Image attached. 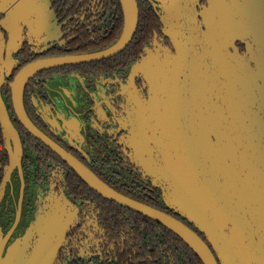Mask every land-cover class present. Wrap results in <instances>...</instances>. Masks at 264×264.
I'll list each match as a JSON object with an SVG mask.
<instances>
[{
	"label": "water",
	"instance_id": "water-1",
	"mask_svg": "<svg viewBox=\"0 0 264 264\" xmlns=\"http://www.w3.org/2000/svg\"><path fill=\"white\" fill-rule=\"evenodd\" d=\"M28 1L27 9L32 0ZM207 1L209 6L200 13L196 6L190 8L191 0L172 3L167 10L173 24L165 35L176 54L169 49H146L147 56L132 66L122 86L137 88L138 77L150 84L153 96L140 103L138 111L136 135L142 139L137 143L138 158L156 184L168 185L163 188L166 204L203 238L176 217L110 186L38 127L25 107L26 87L36 75L122 53L137 32L138 1L120 0L124 26L110 47L32 61L9 82L7 78L18 68L13 54L21 46L27 9L23 1L0 0V16L6 15L0 21V125L9 157L0 185V206L7 187L13 186L15 172L20 179L14 222L7 233L0 225V264H53L74 209L63 198L52 202L28 242H14L7 248L22 219L26 179L24 147L2 95L4 85L11 89L14 113L23 127L103 198L163 225L203 264H264V0ZM41 17L40 26L47 25V15ZM199 19L205 30L198 26ZM4 32L10 35L8 44ZM43 32H48L47 26ZM237 43L245 46L244 55ZM53 92L45 104L49 107L43 110L48 124L82 150L86 147L82 141L103 135L98 127L107 123L112 112L102 101L108 88L69 81ZM37 235L39 242L33 247Z\"/></svg>",
	"mask_w": 264,
	"mask_h": 264
},
{
	"label": "flooded vegetation",
	"instance_id": "flooded-vegetation-1",
	"mask_svg": "<svg viewBox=\"0 0 264 264\" xmlns=\"http://www.w3.org/2000/svg\"><path fill=\"white\" fill-rule=\"evenodd\" d=\"M17 1H23L27 9L25 4L29 5L28 0L25 3V0ZM137 1L139 23L142 11L146 21L147 37L134 61L126 69L116 70L111 75L53 69L36 75L30 81L34 88L31 104L35 119L41 127L35 124L93 169L97 175L106 177L119 192L127 193L139 201L151 202L158 207L155 208L189 226L191 223L185 217L166 204L163 188H167L168 185L164 182L156 184L155 178L138 158L137 143L142 140L136 135L138 111L141 109L140 103L150 101L153 96L150 84L142 77H138L137 88L122 87L126 85L132 66L147 56L146 49L151 51L169 49L176 54L175 45L165 35L173 24L167 9L171 8L176 0ZM191 1L190 8L196 6L198 13L209 6L207 0ZM25 14L26 18H23L27 23H21L24 27L21 46L13 54L14 59L18 60V68L8 78L16 75L26 64L38 59L96 52L108 48L121 36L108 45L115 37L116 30H120L121 27L123 30L124 26L120 0H32ZM41 14L47 15V25L40 26ZM5 18L6 15H1L0 21ZM202 24V19H199L198 26L205 30ZM46 26L48 32L44 33ZM4 35L8 44L10 35L5 32ZM237 47L240 54L246 53L244 45L237 43ZM69 81L75 83L83 81L88 87H106L110 91L102 100L112 111L109 113L110 119L107 123L98 127L103 135L95 136L93 140L82 141L83 146H86L84 150L72 139L58 132L55 126L48 124L43 112L49 107L45 105L49 101L48 94L55 95L53 91H57L61 83ZM29 157L33 159L25 163V167L31 166L34 170L35 165L38 172L34 174L32 184L26 183L22 219L7 248L14 242L22 244L28 242V235L40 224L41 217L47 211L46 206L52 202L55 204L63 198L74 206L71 210L73 218L53 264H199L198 259L183 248L179 241L180 237L177 240L173 234L165 233L151 222L134 217L124 209L110 208V204L103 200L89 198L81 193L74 195L68 184L71 168L66 163L67 166L48 160L40 170L38 162L34 159L39 157V154H32ZM19 194L20 186L7 187L0 206V225L5 233L13 224L8 225L7 218L14 206L16 212ZM191 228L195 230L194 227ZM152 230L156 232L151 233ZM38 242L37 235L32 241V246ZM32 251L33 249L28 253Z\"/></svg>",
	"mask_w": 264,
	"mask_h": 264
},
{
	"label": "trees",
	"instance_id": "trees-1",
	"mask_svg": "<svg viewBox=\"0 0 264 264\" xmlns=\"http://www.w3.org/2000/svg\"><path fill=\"white\" fill-rule=\"evenodd\" d=\"M146 30H147L146 21L144 18V14L141 11V20H140V23L138 25L137 32H136L132 42L130 43V45L122 53H120L119 55H117L115 57L105 59L102 61L61 67V68L53 69V71H67V72L77 71V72L83 73V74L111 75L116 70L126 69L134 61L135 57L141 51L143 43L147 37ZM121 32H122V27L120 28V30L119 29L116 30L115 37L112 39L111 42L108 43V45H111L112 43H114L119 38V36L121 35ZM108 45H106V46H108ZM14 77H15V75H13L11 78H7V81L8 80L10 82L13 81ZM33 92H34V88L30 82L27 85L26 90H25V97H24L25 107H26V110H27L30 118L38 126H40L38 121L35 119L33 107L31 104V95ZM2 95H3L5 102L8 106L11 118H12L15 126L19 130V133H20V136L22 139V143H23V147H24V158H23L24 159V176L26 179V183L28 185L32 184V182L34 181V178H35L34 174H37V172H38L35 165H34V170L32 169L31 166H27L28 169L25 167V165H26L25 163H27L28 161H31V159H33V158H30L29 155L39 154V157H37V158L34 157V159H35V161L38 162V164L40 166V170L43 167L44 162L45 161L48 162V160H51L53 162H60V163H63L64 165H66L61 160V158H59L53 151H51L41 141L34 138L23 127V125L19 122V120L17 119V117L14 113L13 104H12L11 89L8 85L3 86ZM0 145L2 147V149L0 151V179L2 182V180L4 178V169L9 163V157H8L7 152L4 149V139L2 136L1 125H0ZM45 155H48V157H44ZM70 172H71V174L68 178V184L71 186V188L73 190L72 193L74 195H78L81 193L83 195L86 194L89 198H95V199L103 200L104 202H107L110 204V208L124 209L127 211L128 214H130L134 217L143 218L146 221L151 222V224L153 226L155 225V226L159 227L160 229H162L165 233L173 234L175 237H177L176 238L177 240L180 239L178 236H176L173 232H171L169 229H167L163 225H161L155 221H152L151 219H149L145 216H142L141 214H138V213L126 208V207H123V206H121V205H119V204H117L111 200H107V199L103 198L97 192L92 190L72 169H70ZM39 176H41V175L39 174ZM99 177L101 179H103L106 183H108L110 186L114 187V185L106 177L101 176V175ZM1 182H0V185H1ZM13 185L15 187L20 186V179H19V175L17 172H15L13 175ZM76 191H78L79 193H77ZM125 194L131 197V195H129L127 193H125ZM140 201H142V200H140ZM142 202L147 203L153 207H157L155 204H153L151 202H148V201H142ZM14 212H15V206L8 213V215H9V217L7 218L8 225H11L13 220H14V217H15ZM189 226L194 227L195 230L199 233V235H201L203 238H205L204 235L194 225L190 224ZM155 232H156L155 230H152L151 233H155ZM179 241L182 243L184 249L189 250L198 259L199 264H203L201 262V260L199 259V257L187 246V244L182 239H180Z\"/></svg>",
	"mask_w": 264,
	"mask_h": 264
},
{
	"label": "crops",
	"instance_id": "crops-1",
	"mask_svg": "<svg viewBox=\"0 0 264 264\" xmlns=\"http://www.w3.org/2000/svg\"><path fill=\"white\" fill-rule=\"evenodd\" d=\"M1 149H2V147H1V145H0V151H1Z\"/></svg>",
	"mask_w": 264,
	"mask_h": 264
},
{
	"label": "built area",
	"instance_id": "built-area-1",
	"mask_svg": "<svg viewBox=\"0 0 264 264\" xmlns=\"http://www.w3.org/2000/svg\"><path fill=\"white\" fill-rule=\"evenodd\" d=\"M0 182H1V179H0Z\"/></svg>",
	"mask_w": 264,
	"mask_h": 264
},
{
	"label": "rangeland",
	"instance_id": "rangeland-1",
	"mask_svg": "<svg viewBox=\"0 0 264 264\" xmlns=\"http://www.w3.org/2000/svg\"><path fill=\"white\" fill-rule=\"evenodd\" d=\"M14 221V220H13ZM13 223V222H12Z\"/></svg>",
	"mask_w": 264,
	"mask_h": 264
}]
</instances>
